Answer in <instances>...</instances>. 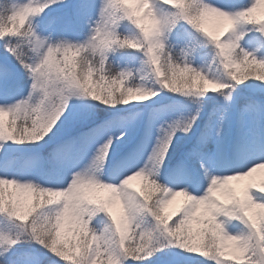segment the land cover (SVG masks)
Instances as JSON below:
<instances>
[{
    "label": "snow or ice",
    "instance_id": "1",
    "mask_svg": "<svg viewBox=\"0 0 264 264\" xmlns=\"http://www.w3.org/2000/svg\"><path fill=\"white\" fill-rule=\"evenodd\" d=\"M250 3L251 0H187V11H169L167 30L170 35L176 36L179 54L185 59H177L166 50L163 56L166 68L188 71L186 64L190 63L188 58L195 47L180 46L179 42L183 39L185 45H191L188 38L192 36L202 37V43L212 46L213 55L208 67L217 63L222 48H236L237 44L238 61H264L241 46L240 41L249 34L247 30L241 29L234 40L229 33V43L217 45L215 42L223 35L221 30L209 31L205 35L191 25L195 13L214 10L239 16ZM153 4H161L165 9L172 8L165 0H149V7ZM57 7L73 6L66 0H14L11 11L6 16H0V41H4L6 57V60H0V111L5 117H10V123L28 107L31 116L19 121L18 127L23 130L36 126V134L26 141H5L0 138V145L9 141L30 145L27 151L33 161V167L27 171H11L0 161V172H3L0 184L6 186L5 191L0 192L3 201L0 202V213L15 218L28 241L51 254L54 258L51 264H64L65 261H71L72 264L71 258L58 255L55 235L49 232L45 236L41 232L42 225L37 219L39 210L34 208L27 218H21L18 206L14 203L9 205L5 200V192L13 186L31 189L33 185L26 183L31 179L38 181L39 187L49 194L70 193L81 177L89 170L96 169L103 173L98 182L111 186L126 200L134 199L136 211L142 215V220L138 224L133 223L129 232L134 242L129 244L125 240L121 244L108 210L95 207L93 215L103 214L99 223L104 225V230L116 234L117 244L115 252L101 249L95 258H114L113 264H143L158 254L163 256L170 250H176L174 264H216V254L195 246V242L191 248L182 246V242L177 243V233H182L186 227L191 232L201 227L197 222L200 211L195 206L202 197L205 200L208 198V185L217 183L213 179L214 174H220L221 178L234 173L245 174L239 187L244 198L254 206L264 205V178L256 179L257 176L264 177V173L258 171L264 169V99L261 98L264 97V80L229 79L220 84L206 85L216 89L228 84L233 103L225 105L219 95H213L168 106L169 111L187 109V115L179 118H169V112L154 106L155 98L162 93H173L160 85L152 87L151 97H129L132 100L152 101L151 104L124 108L118 107L120 104L116 103L112 107L110 105L113 102L106 101L102 94L92 90L96 88L92 83L93 76L98 77L99 83H111L114 82L113 78L124 82L135 74L128 69L115 74L109 71L112 51L104 48L97 55H90L87 80L85 75L77 72L74 78L65 77L57 94L50 95L39 79L40 69L48 61L44 56L36 58L30 55L34 42L44 43L45 52L49 55L69 47L73 50L80 48L83 54L89 45L95 47L107 38L116 36V33L108 30V7H102L100 0H81L71 16L48 19ZM21 15L25 16L24 24L15 30L14 19ZM84 21H87V32H75V26L83 25ZM111 23L116 24L117 20L113 18ZM123 29L119 34L121 40L125 39V33L133 34L136 31L129 24H125ZM251 33H256L255 29ZM247 43L251 45L252 40L249 39ZM119 50L145 56L144 48L127 47L125 44ZM141 68L137 71H141ZM191 104L197 107L191 109ZM206 104H211V108L205 116L201 107L203 109ZM100 105L105 107L101 109ZM41 112L45 114V119L38 123ZM153 168L159 169L158 178L152 177ZM129 177L156 179L157 187L150 196H146L143 191L137 193ZM178 197L183 198L182 204L169 212V206ZM185 199L192 202L191 217ZM177 213L178 218L169 224V220ZM93 221L89 217L87 231L95 241L101 229ZM231 221L230 216L218 209L212 222L217 231L225 232ZM154 238H159L162 244L153 246L151 241ZM20 243L19 236L12 238L0 235V249H3L0 252V264H44L43 259L33 252L19 251L17 245Z\"/></svg>",
    "mask_w": 264,
    "mask_h": 264
},
{
    "label": "clouds",
    "instance_id": "2",
    "mask_svg": "<svg viewBox=\"0 0 264 264\" xmlns=\"http://www.w3.org/2000/svg\"><path fill=\"white\" fill-rule=\"evenodd\" d=\"M172 6L165 9L161 4H153L149 7V0H102L101 6L108 7V30L116 33L115 38H107L99 45L93 47L89 45L81 53L80 48L73 50L69 47L65 51L59 49L49 55L45 52V44L34 42L31 46V56L40 58L44 56L47 63L41 67L39 79L42 86L46 87L50 95H56L57 89L63 86L65 77L74 78L79 72L85 75L90 71L87 65L91 62L90 55H97L100 49L107 48L112 53L118 51L125 44L127 47H137L145 49V56L142 60L141 75L139 83L133 78L130 79V86H125V81H115L108 83L103 88L92 89L102 94L106 101L113 102L110 106L138 105L140 103H130L129 97L146 95L151 97V89L155 85L167 88L169 91L186 98H207L209 91L216 92L220 96L223 104L233 103L232 92L228 84L220 88L212 89L206 87L209 84H220L229 79L246 80L255 78L264 80V61L253 63L252 59L240 62L236 59L239 44L236 48L225 47L221 49V55L217 58V63L209 67H192V63L186 64L188 71H171L167 69L163 60L164 52L173 51L169 48L170 34L167 30V20L169 11H187V0H165ZM26 15V14H25ZM195 18L191 21L192 27L205 35L211 31L206 26V20L213 19L220 25L223 35L219 41L229 43V33L234 40L241 29L249 33L253 29L264 38V0H251L248 8L243 10L239 16H232L216 11L195 13ZM115 18L116 24L111 21ZM25 16H17L14 19L13 29L19 30L24 24ZM133 25L135 33H125V39H120V29L125 25ZM223 37V38H222ZM65 43H70L65 41ZM178 59H185L178 53ZM255 59V57H253ZM197 69H200L199 71ZM131 77V76H130ZM129 77V78H130ZM99 88V90H98ZM201 111H203L201 107ZM25 116H31L26 107L10 123L5 121L3 111H0V138L5 141L12 139L16 141H26L36 134V126L33 129L27 127L21 130L17 122L22 121ZM38 123H42L45 114H39ZM4 147L0 145V149ZM264 173V169H258ZM103 173L96 169L89 170L81 177L77 186L66 194H49L47 190L39 187V182L35 180L26 181L33 185L31 189L13 186L9 192V205L16 204L21 213V218H27L33 209L39 210L37 219L42 225L41 232L47 236L49 232L57 238V253L61 258H71L72 264H113V259L101 260L95 258L97 253L104 249L109 252L116 251L115 235L118 234L120 243L127 240L132 244L133 238L129 235L133 223H140L142 215L136 211L134 199H127L111 186L98 182ZM159 169H152V177L158 178ZM245 174L234 173L221 178L220 174H214L213 179L217 181L206 188L208 198H201V202L195 206L199 209L200 215L197 222L201 227L196 232H191L185 228L182 233H177V243L182 242V246L191 248L201 247L205 251H211L215 255L216 264H264V205L254 206L247 202L241 193L239 185ZM140 178V177H137ZM137 178L129 177L131 183ZM146 182L147 191H143L146 196H150L156 189V179L143 178ZM6 186L0 184V192L5 191ZM9 188H7L8 190ZM0 202H3L0 199ZM191 201L185 199V206L188 207L189 217H191ZM95 207H102L108 210L112 223L115 225L116 234L111 230H104V225L100 227L101 234L93 241L88 235L87 226L89 217L95 220L99 213L93 215ZM223 210L224 214L230 216L232 221H238L242 227H238L235 232L225 230L219 232L214 228L213 217L217 210ZM153 246L162 244L159 238L151 241Z\"/></svg>",
    "mask_w": 264,
    "mask_h": 264
},
{
    "label": "rangeland",
    "instance_id": "3",
    "mask_svg": "<svg viewBox=\"0 0 264 264\" xmlns=\"http://www.w3.org/2000/svg\"><path fill=\"white\" fill-rule=\"evenodd\" d=\"M13 2H14V0H12V3ZM97 2H98V0H97ZM100 2H102V0H100ZM66 3L72 5L73 7H57L54 9V11L52 13H50L48 19H51L53 17L71 16L74 13L75 6L79 5L81 3V0H66ZM209 22L212 23L211 26H210ZM205 23H206V26L208 27V29L211 31H217L218 32L221 30L219 23L213 19H208V20H206ZM41 27H42V25H41ZM120 31L123 32L124 29L121 28ZM75 32H78L80 34L86 33L87 32V21H84L83 25L77 24L75 26ZM249 39L252 40L251 45L249 43H247V41ZM240 43H241V46L244 47V49L246 51L252 52L253 54L257 53L258 55L263 56V59H264V38L260 37V35L258 33H249L247 37H245L243 40L240 41ZM183 46L192 47L190 45H185V44ZM116 53H117V51L114 53H111L110 58L112 55H115ZM197 55L198 54L196 52H193L189 56L188 59L192 63L193 67H198V66L203 67V65L201 63L198 64L200 58ZM128 58H129V63H127V64L122 63L123 67L121 68V70H125V69L131 70L135 75H134V77H130V78L125 79V86H130V81H132L133 78L135 79L136 83H139V77L141 75V72L137 71V69H140L142 67V60H143V57L140 53H133L131 55V57H128ZM0 60H6L4 53L0 54ZM93 79L95 80L94 76H93ZM129 79H130V81L128 82ZM92 83H93V81H92ZM93 86L96 87L94 84H93ZM213 95H218V93L209 91V93L207 94V96H213ZM261 98L264 99V97H261ZM155 99H156V103L154 106L158 107V108H162L165 112H169V114H170L168 105L184 103L189 99H195V98H186V97L178 95L177 93H162L160 97L155 98ZM130 103H140V104L149 103V104H151L153 102L147 101V100L133 99V101H130ZM104 107L105 106L100 105L101 109H103ZM118 107L132 108L133 106L132 105H128V106L118 105ZM140 107H143V105H141ZM195 107H197L196 104L189 105V108H191V109H194ZM210 108H211V104H206L204 106L203 113L205 116H206L207 112L210 110ZM180 109H182V108H177L176 110H180ZM169 118H179V117L173 116L170 114ZM30 147L31 146L28 144L27 145H25V144L18 145V144H14V143L9 141V142L4 144L3 149H1V151H0V161H2L4 166L7 167L11 171H27L33 167V161L30 159L29 153L27 151V149ZM17 165L19 167H17ZM2 174H3V172H0V175H2ZM262 178H264V177H261V176L256 177L257 180H260ZM137 180H138V186L136 188H133V190L137 191V193H139L140 191H147V190L143 189V186H144L143 178L142 177L137 178ZM241 184H242V182L237 186L240 187ZM252 191L255 192V190H252ZM182 202H183V198L178 197L177 201H175L172 205L169 206L168 211L173 212L177 208L178 205L182 204ZM102 216H103V214L99 216L98 221H100ZM173 216H175V215H173ZM2 217H3V220L5 222H2V223L0 222V235H7V236L14 238V236L16 234L15 237L19 236L21 240H25L24 242L17 245V248L19 251L23 252L24 250H29V251L33 252L35 255L40 256L43 259V261L46 258H48V253H46L44 249L40 248L39 245L28 241L26 235L23 234V230L21 229L19 222L16 221L15 218L8 216L7 213H3ZM29 219H30V217H29ZM176 219H174V221ZM169 224H171L170 220H169ZM102 225L103 224L99 223L97 225V227L100 228ZM238 227H242V225H240L238 221H231V223L227 225L228 231H230V232H235ZM198 229L199 228H194V232H196ZM1 250L3 251V249H1ZM175 251L176 250H170L166 255H163V256L158 254L156 257L152 258L151 260L144 261L143 264H174V260H175L174 253H175ZM195 255L199 256V253H196ZM200 258L201 259H207L206 257H200ZM66 262L64 264H71V261H66ZM25 264H26V262H25ZM213 264H214V262H213Z\"/></svg>",
    "mask_w": 264,
    "mask_h": 264
},
{
    "label": "trees",
    "instance_id": "4",
    "mask_svg": "<svg viewBox=\"0 0 264 264\" xmlns=\"http://www.w3.org/2000/svg\"><path fill=\"white\" fill-rule=\"evenodd\" d=\"M11 6H12V0H0V16H6L11 11ZM21 30H23V29H21ZM188 39H190L191 42H192L190 46H194L195 47V51L194 52H196L198 54L197 56L200 58L198 64L201 63L203 65V67H205V68L208 67V63L210 62L211 56L213 55L212 46L211 45H205L204 43H202V41H203L202 37L192 36V37H190ZM179 43H180V46H183L185 44V41L183 39H181ZM3 45H4V41H0V54L4 53ZM169 48L173 51L174 55L178 59L179 48L177 47V38H176L175 35H170ZM132 54H133L132 52H129V51H126V50H118L117 53L115 55H112L111 58H110L111 59V64L109 65V71H111L113 74L118 73L119 71H121V68L123 67L122 63H125V64L129 63V58L128 57H131ZM256 54L257 53H254V55L257 58L263 59V56H260L258 54L256 55ZM94 77H95V80L93 79V84L96 87H98V85H99V88H103L105 85H103V84L98 82V77L96 75H94ZM26 78L27 77L25 75L24 79H26ZM99 88H98V90H99ZM131 101H133V100H131ZM168 106H170V105H168ZM170 114L173 115V116H177V117H181L182 115L186 116L187 115V109H180V110L170 111ZM9 119H10V117H6L5 118L6 126H7V123L9 121ZM18 123H19V121L17 122V124ZM25 145H27V144H25ZM0 151H1V149H0ZM145 184H146V182L144 181L143 189L144 190H148L145 187ZM10 191H11V188H9L6 191V193H5V200L6 201H8L10 199V196H9V192ZM2 215H3V213H0V222L1 223L5 222L3 220ZM100 215H102V214H99V216ZM99 216L97 217V219H95L93 221V223L96 224V226L99 224V221H98ZM177 217H178V214H176L175 216H173L170 219L171 224L173 223L174 219H176ZM15 236H16V234H15ZM15 236H14V238H16ZM24 241L25 240H21V243L24 242ZM0 252H2L1 249H0ZM51 259H54V258L51 257L50 253H48V258H46L44 260V264H51ZM101 260H106V257L102 256ZM61 264H62V262H61Z\"/></svg>",
    "mask_w": 264,
    "mask_h": 264
},
{
    "label": "bare ground",
    "instance_id": "5",
    "mask_svg": "<svg viewBox=\"0 0 264 264\" xmlns=\"http://www.w3.org/2000/svg\"><path fill=\"white\" fill-rule=\"evenodd\" d=\"M209 24H210V26L212 25L211 22H209ZM137 186H138V180L136 179V180H134V181L132 182V188H136Z\"/></svg>",
    "mask_w": 264,
    "mask_h": 264
}]
</instances>
